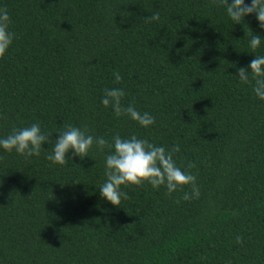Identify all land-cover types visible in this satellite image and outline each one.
Masks as SVG:
<instances>
[{
    "label": "trees",
    "instance_id": "1",
    "mask_svg": "<svg viewBox=\"0 0 264 264\" xmlns=\"http://www.w3.org/2000/svg\"><path fill=\"white\" fill-rule=\"evenodd\" d=\"M248 2V0H246ZM15 32L0 58V136L39 122L110 140L132 134L197 177L200 197L147 183L104 200L105 152L25 159L0 150V264H264V101L237 69L264 35L254 15L232 24L214 0H0ZM158 13L159 20L147 18ZM119 73L121 80H114ZM149 112L153 126L115 116L106 88ZM58 134L53 132L50 139ZM68 155L71 156V150ZM191 162L194 167L187 168ZM241 242H236V237Z\"/></svg>",
    "mask_w": 264,
    "mask_h": 264
},
{
    "label": "clouds",
    "instance_id": "2",
    "mask_svg": "<svg viewBox=\"0 0 264 264\" xmlns=\"http://www.w3.org/2000/svg\"><path fill=\"white\" fill-rule=\"evenodd\" d=\"M218 6H223L226 16L232 24H241L244 18L254 15L261 32H264V0H214ZM149 22L158 21V13L147 17ZM11 16L5 7H0V58L6 56L16 34L11 30ZM264 43V35L253 34L248 42V47L254 53ZM114 80L119 82L121 76L114 73ZM243 84H252V91L257 99L264 101V55H254L247 67H239L237 75ZM251 77V81H250ZM125 90L119 87L106 88L100 103L105 108H110L112 113L126 116L136 122L140 127L148 128L155 123L154 117L147 111L141 112L131 104H122ZM58 135L54 140L50 135ZM52 145L51 153L46 156L53 165L64 166L66 157L72 159L78 156L81 159L89 157L93 147L105 152L104 156V181L98 187L100 196L112 206L120 207L122 200H127L128 194L122 188L130 185L141 186L144 183L158 190L161 186L167 194H172L184 186H189L190 191L183 192L184 201H191L200 197V187L197 177L177 164L174 154L180 152L179 145L166 149L165 146L156 145L148 139L139 138L132 134L122 137L113 134L110 140L103 136L89 134L86 128L69 124L64 130L45 131L39 122L31 123L25 127L12 128L6 136H0V150L7 153L13 151L25 159L38 157L41 154L43 143ZM71 150V156L68 155ZM194 165L189 162L187 168ZM236 242H241V237H236Z\"/></svg>",
    "mask_w": 264,
    "mask_h": 264
}]
</instances>
